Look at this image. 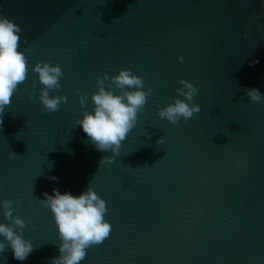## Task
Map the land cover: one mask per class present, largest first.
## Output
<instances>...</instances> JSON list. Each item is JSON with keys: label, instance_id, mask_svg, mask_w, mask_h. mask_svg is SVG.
Instances as JSON below:
<instances>
[{"label": "water", "instance_id": "1", "mask_svg": "<svg viewBox=\"0 0 264 264\" xmlns=\"http://www.w3.org/2000/svg\"><path fill=\"white\" fill-rule=\"evenodd\" d=\"M0 14L20 26L29 67L0 128V200L14 202L34 247L23 262L6 247L0 264H50L60 241L43 193L88 186L112 230L81 264H264V101L245 92L264 93V0H0ZM38 61L64 73L54 113L38 98ZM121 69L152 94L113 159L77 120L94 108L97 77ZM181 79L198 87L201 111L173 125L158 111Z\"/></svg>", "mask_w": 264, "mask_h": 264}, {"label": "clouds", "instance_id": "2", "mask_svg": "<svg viewBox=\"0 0 264 264\" xmlns=\"http://www.w3.org/2000/svg\"><path fill=\"white\" fill-rule=\"evenodd\" d=\"M21 33L19 25L0 14V128L3 127L5 108L11 104L19 85L26 81L29 71L27 57L20 50ZM179 59L183 61V57ZM31 71L38 74L43 85L38 98L44 112L58 111L60 105L67 102V96H51L50 91L61 89L60 80L64 75L61 66L38 61ZM106 80H110L107 87ZM178 83L181 85L176 88L178 98L158 111L160 119H166L173 125H178L181 119L188 123L194 114L201 111L200 105L194 102L198 87L183 79ZM145 87L144 78L131 69H121L111 77L107 74L103 78L97 77V91L91 96L94 108L91 112L84 111L82 118L77 120V125L97 151H110L114 154L113 159L120 154L122 142L136 125L138 114L143 111L147 98L152 94V89L149 87L145 90ZM35 89L34 85L29 99L36 97ZM245 92L253 102L264 101V93L257 88L246 89ZM87 99V95L81 96L80 104L83 106ZM163 143V137L157 140L158 145ZM106 158H101L100 164ZM50 179L57 178L53 176ZM41 202L53 214L60 241L59 255L52 257L50 264H81L88 248L103 243L110 236L112 224L105 218L107 201L90 186L79 195L70 191L62 193L54 188L52 194L43 193ZM13 204L12 200H0V209L8 221L0 222V252L10 247L13 258L23 262L34 251V247L31 239L24 237L26 222L19 215H14ZM20 204L19 200L15 201L16 207Z\"/></svg>", "mask_w": 264, "mask_h": 264}]
</instances>
